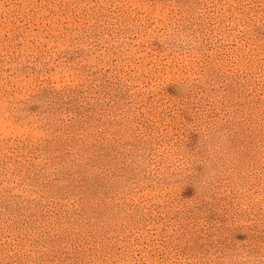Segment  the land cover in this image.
<instances>
[{
	"label": "rangeland",
	"instance_id": "374dc122",
	"mask_svg": "<svg viewBox=\"0 0 264 264\" xmlns=\"http://www.w3.org/2000/svg\"><path fill=\"white\" fill-rule=\"evenodd\" d=\"M0 264H264V0H0Z\"/></svg>",
	"mask_w": 264,
	"mask_h": 264
}]
</instances>
